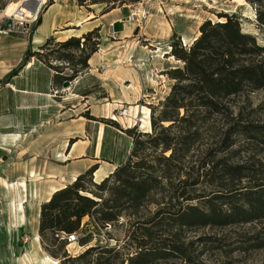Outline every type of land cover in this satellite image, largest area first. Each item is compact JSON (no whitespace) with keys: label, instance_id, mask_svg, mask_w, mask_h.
Returning <instances> with one entry per match:
<instances>
[{"label":"rangeland","instance_id":"obj_1","mask_svg":"<svg viewBox=\"0 0 264 264\" xmlns=\"http://www.w3.org/2000/svg\"><path fill=\"white\" fill-rule=\"evenodd\" d=\"M75 1L77 4H82L80 0ZM94 1H99L96 2L99 3L97 7L102 8V12H107L118 5L124 7L123 20L128 22L130 34L129 42L125 46L128 55L117 58L122 59V62H115L114 65L125 72L128 69L137 77L147 80L145 84L139 82L135 84L131 80L123 81L124 78H119L120 74L112 77L111 73L106 72L109 67L100 70L99 65L103 61L99 63L97 70L93 69V74H86L87 68L76 73L75 70L79 68L78 62L85 57L84 52L74 47H62L57 39L50 41L42 55L29 57L28 60H34L35 64L23 79L34 84L31 88L36 97L34 106H28L32 101L22 94L25 93L24 91L13 92L9 85L0 98V114L6 115L9 122L13 121V126L9 124V128L0 126V264H45L44 261L48 257L54 261L48 264H78V262H69V257H77L88 249H92L86 257L89 261L126 264L129 257L141 250L136 236H139L142 230L134 225L133 217L121 216L119 220L113 222L111 230H105L104 226L98 227L89 215H86L82 222L85 221V226L87 225L91 231L86 237L83 236L86 238L84 242L81 240L72 245L50 232L46 233L44 239H40L37 233L34 234V225L38 219L37 208L39 209V206L42 208L45 200L42 195L44 193H39L47 183L52 182L50 174L56 173L55 170L62 167H59L60 164L66 165L68 175L83 169L84 160L81 159L94 156V147L102 131L106 148L104 154H100L97 158L100 160L98 165H106L109 160L123 161L128 157L132 152V150L129 152L132 136H137L139 132L152 131H145L142 127L143 124L146 125L143 106L151 110L155 107L158 115L163 108L162 103L171 93L172 86L176 82L168 75H162L161 69L184 66V61L171 54L172 44L178 42L184 46L183 41H185L188 47L199 37L200 26L204 21L208 19L213 22L223 21L226 17L220 15L234 14L238 16L243 31L250 33L258 43L264 45V25H260L258 19L260 5L252 0H86L82 5L96 4L93 3ZM52 2L54 0H47L41 16ZM140 2L149 7L147 19L142 23L129 21L128 17L132 11L137 10ZM15 3L17 4L18 0H3L0 11ZM112 23L93 30H98L100 43L104 40L110 42L117 39L110 34ZM114 25L115 30L118 31L117 25ZM35 28L36 26L33 27L32 32ZM93 45L94 40L91 39L87 51ZM66 54L70 55L69 59L63 57ZM105 63L108 64L106 61ZM48 72L54 75L58 85L52 82L49 95L38 93V90L49 85ZM125 72L124 74L128 76ZM66 81L70 82L67 86L64 85ZM39 97L44 98L40 100ZM232 100V109L236 117L240 111L242 113L241 123L253 122L264 126V90L244 91L233 96ZM40 101L44 103L38 106ZM137 106L142 110L139 109L137 112ZM60 109L66 111L65 114H60ZM183 114L184 109H181V115ZM163 124L167 126L170 122ZM128 128H132L130 133L132 136L126 132ZM225 128L223 118L213 117L205 121L202 135L185 153L184 158L187 162L184 169L188 170L189 166L195 165L201 156H206L214 162L222 161V164L225 162L229 165H244L246 167L244 172L249 176L240 181L242 185L255 181L264 183V144L239 134L233 136L236 143L230 149H220L218 141L221 130ZM9 131L14 132L7 133ZM176 131L178 127L172 128L170 132ZM65 141L66 146H64ZM75 141H78V153L83 151L89 141L92 148L87 155L74 159L78 160L76 162H58V159H68L69 154L64 152ZM144 148L139 155H147L150 162L157 165L155 157L159 151H154L149 145ZM76 149L73 147L72 152H76ZM166 154H170V151ZM137 158L134 156L133 160ZM207 168L209 169L210 166L207 165ZM30 170L32 171L29 173ZM98 170L94 172L95 179ZM33 172L36 173L35 176H32ZM99 172L107 175L108 169L103 166ZM176 178H173L174 184L178 182ZM181 178H187V174L183 173ZM24 179L29 183L28 200L26 197L27 201L24 203L27 217L26 223H18L12 215L13 213L17 217L13 208V203L18 197L17 192L14 194V191L11 192L14 197L9 201L10 210L8 207L10 191L4 187V182L13 183ZM88 180L85 179L86 184ZM201 181L200 184L190 186L191 189L195 187L194 193L206 196L220 189L218 182L208 181L204 177ZM163 184L165 187L162 189H152L148 200L140 207L139 215L143 217L141 226L143 228L153 224H146L145 221L164 205L160 202L171 200L169 198L173 195L174 189L170 180L163 178L161 186ZM50 189L51 187L47 191L45 189V193L48 194ZM106 190L100 191V195L110 197L113 193ZM86 194L93 196L89 192ZM190 202L203 205L199 199ZM214 202L219 205L223 200L216 199ZM173 203L176 204V201ZM171 207L173 209L169 208L168 211L175 212L178 206ZM223 207L226 208L227 205L223 204ZM17 225L24 227L18 228ZM150 229L155 233L148 247L156 246V243L159 245V243L184 242L183 248L190 257L189 261H185L175 252L167 258L157 260L156 264H264V244H260L264 241V221L230 226L184 227L179 235V241L177 238L179 228L176 223L166 222L165 225L151 226Z\"/></svg>","mask_w":264,"mask_h":264},{"label":"trees","instance_id":"obj_2","mask_svg":"<svg viewBox=\"0 0 264 264\" xmlns=\"http://www.w3.org/2000/svg\"><path fill=\"white\" fill-rule=\"evenodd\" d=\"M81 1L83 4L86 0ZM252 1L260 5L258 19L260 25H264V0ZM96 2L99 1L93 3ZM220 17H226V20L204 21L200 26L199 37L188 47L178 42L172 44L171 54L184 61V66L164 72L176 82L162 103L163 108L158 115L156 108L152 107V131L139 132L137 136H132V128L126 129L132 136V152L126 160L99 183L93 178L99 165H92L72 183L56 190L52 197L42 204L39 226L41 238L44 239L48 232L60 237L62 233L79 231L86 215H89L98 227L107 222L113 225L121 216L133 217L134 225L142 230L140 235L136 236L141 250L129 257L126 264H156L157 260L167 258L175 252L185 261H189L190 257L183 248L184 242L159 245L156 243V246L148 247L155 233L151 231V226H162L166 222L176 223L179 228V241L184 227L230 226L264 221V183L255 181L242 185L240 181L249 176L244 172V165H229L225 162L222 164V161L214 162L206 156H201L195 165L189 166L188 170L184 169L187 162L185 153L202 135L204 122L213 117L223 118L226 127L221 130L218 141L220 149H230L236 143L233 136L239 134L264 144V126L253 122L241 123V111L236 117L232 109L233 96L251 89L264 90V45L258 43L253 35L243 31L238 16L225 13ZM97 33L98 30H95L82 37L72 36L59 42L62 47H74L84 52L85 57L78 62L76 73L89 66V59L98 50L100 40ZM91 39L94 40V45L87 51ZM50 41L52 38L48 39L40 50L29 49L22 62L12 69L9 76L18 74L30 56L42 55ZM63 57L69 59L70 55ZM53 81L58 85L54 76ZM181 109H184L183 115ZM163 122L170 124L165 126ZM176 127L178 131L170 132ZM146 145L156 152L159 151L155 157L157 165L151 163L147 155H139ZM168 151L170 154H166ZM134 156L138 158L133 160ZM207 165L210 166L209 169ZM183 173L187 174V178H181ZM175 177L178 178L177 184H174ZM202 177L218 182L220 189L206 196L194 193L195 187L191 189L190 186L202 183ZM163 178L170 180L174 189L173 195L170 196V201L160 202L164 205L145 221L146 224H153L143 228V217L139 215L140 207L146 203L152 189L165 187L164 184L161 186ZM85 179H89L87 184ZM227 184L230 185L226 186ZM106 189L113 193L110 197L100 195L99 192ZM86 192L95 197L87 195ZM195 199L201 200L204 206L191 204L190 201ZM216 199L223 202L217 205L214 202ZM173 201H176V204ZM223 204L227 207L224 208ZM171 206H178L177 210L168 211L169 208L173 209ZM140 236L143 237L139 238ZM85 237H81L79 241L84 242ZM260 244H264V241ZM90 250L92 249L77 257H69L68 261L78 264H105L99 260H87Z\"/></svg>","mask_w":264,"mask_h":264},{"label":"crops","instance_id":"obj_3","mask_svg":"<svg viewBox=\"0 0 264 264\" xmlns=\"http://www.w3.org/2000/svg\"><path fill=\"white\" fill-rule=\"evenodd\" d=\"M3 2V0H0V4ZM99 3L91 4V5H82L77 4L75 0H54L53 3L49 5L47 10L42 14L40 21L36 25V28L29 36H23L20 34H14V35H7V36H0V98L2 97V93H4V90H6L7 86L9 85L13 92H19L24 91L25 93H22L30 98L32 101L31 103H28L29 105L34 106L35 102V95L33 89V83L31 81L25 82L23 78H25L26 75H28V71L32 68V66L35 64L34 60H27L21 71H19L18 74L9 76L12 69L17 67L25 57L27 51L31 49L32 51L40 50V47L50 38L57 39L59 42L62 40H67L68 38L72 36L82 37L84 34H87L88 32L93 31L94 29H99L100 27H103L104 24H109L114 22L117 25V39L111 40L109 42H106L105 40L100 43V48L95 51L91 58L89 59L88 63L89 66L87 67L88 71H86V74L94 73L93 69L96 68L99 65L101 61H106L109 65L108 72L111 73V76L114 77L116 74L117 76L120 74L121 77L124 78V80H131L133 83L137 84V82L145 84L144 78H139L135 75L134 72H129L128 69H126V72L123 69H120L119 66H115V62H122V59H117L120 57H126L128 55V51L126 49V43L129 42L130 34H129V26L128 22L123 20L125 16H123V8L119 5L117 7L110 8L107 12H102V8H98ZM125 68V67H124ZM162 75L165 76L166 69H161ZM125 73H127L128 76H126ZM106 73V75L108 74ZM84 74V75H86ZM100 74V73H99ZM104 75V74H100ZM167 75V74H166ZM53 74L48 72V79L49 85H46L43 87L42 90H38V93L49 95V92L51 90L50 85L53 82ZM126 76V77H125ZM118 78V77H117ZM5 80V81H4ZM40 100H43L44 97H39ZM43 101L38 102V106L40 104H43ZM66 111L60 109V114H65ZM6 115L0 114V122L2 124L0 126H13V121L9 122V118L5 117ZM6 118V119H5ZM5 121V123H3ZM9 128V127H8ZM13 133L14 131H9L7 133ZM101 133V132H100ZM66 146V141L64 142ZM78 141L73 142V144L69 147L68 150H65L64 153H68L69 157L66 160L58 159V162L65 163L66 161L76 162L78 160H74L79 158V156L87 155V152L90 151L92 148L90 146L91 142L89 141L85 146L83 151L78 153ZM73 147L77 148L76 152H72ZM65 148V147H64ZM106 148V145H104V133L102 131V134H99L98 142L94 147V156L92 158H83L81 160H84V168L81 170H76L69 175L67 174V170L65 168V164H60L59 167L56 169V173L50 174V178H52V182L47 183V185L40 191L39 194H42L43 197H45L44 202L48 201L53 193L65 187L67 184L72 183L75 179L72 178L73 175L76 177L85 172L86 169H88L90 166L96 164L95 162H99L97 158L100 157V154H104V150ZM132 148V142L129 149V152ZM66 149V148H65ZM127 158V157H126ZM126 158L123 161H112L107 162L106 165L101 164L99 166V170L101 167H105L108 169L107 177L110 175L119 165L120 163L124 162ZM108 159V158H107ZM32 170L29 171V173ZM97 176V175H96ZM95 182H100L95 179V176L93 177ZM97 178V177H96ZM25 180V179H24ZM27 181V180H26ZM28 182V181H27ZM29 185V183H28ZM54 186V191H50L45 193L49 189V187ZM8 197V207L10 209V198H13L14 195H11ZM14 194V192H13ZM11 210V209H10ZM19 214V213H18ZM12 215L15 218V221L18 223H26L25 221H22L19 216H15L13 213ZM26 215V210H25ZM27 217V216H25ZM37 222L34 225V234H39V226H40V218H41V206H39V209L37 208L36 213ZM19 218V219H17ZM12 222V217H11ZM12 223L10 224V226ZM19 227H24L17 225ZM12 230V226H11ZM24 230V229H23ZM41 239V237H40ZM40 241V240H39Z\"/></svg>","mask_w":264,"mask_h":264},{"label":"built area","instance_id":"obj_4","mask_svg":"<svg viewBox=\"0 0 264 264\" xmlns=\"http://www.w3.org/2000/svg\"><path fill=\"white\" fill-rule=\"evenodd\" d=\"M21 5L12 13L7 14L5 11H0V36L20 34L23 36H29L32 34L33 27H35L40 21V16L43 7L47 4V0H18ZM25 9H29L31 12L28 14ZM149 14L148 5L140 2L136 11H132L128 20L138 21L142 23L145 21ZM115 23H112L111 36L116 39L117 31L115 30ZM184 46L186 42L183 41ZM109 67L105 61L99 65L100 70H105ZM90 217V216H89ZM91 219V217H90ZM85 221L81 223V229L73 233H62L61 239L66 240L68 243H78L80 238L86 236L91 231L88 226H85ZM85 226V227H84ZM105 230H111L113 225L110 222L104 224ZM85 231V233H84Z\"/></svg>","mask_w":264,"mask_h":264},{"label":"bare ground","instance_id":"obj_5","mask_svg":"<svg viewBox=\"0 0 264 264\" xmlns=\"http://www.w3.org/2000/svg\"><path fill=\"white\" fill-rule=\"evenodd\" d=\"M19 5H21L20 1H18L17 4L15 3V4H12L11 6L7 7V8H4L3 11H5V13H7V14H12L19 7ZM25 11L28 14H30V12H31L29 9H25ZM140 108H141L140 106H137L136 111L138 112ZM142 109H143V112L145 113V119H144L145 122L144 123H146V125L143 124L142 127L145 129V131H151L152 130V122H151L152 110L147 106H143ZM142 109H140V110H142ZM35 175H36V173L33 172L32 176H35ZM96 175H97L96 179L100 182L105 178V175H102L101 172L96 173ZM72 178L76 180L77 177L74 175ZM4 187L7 190L14 191V193L17 192L18 197L16 198L17 200H15L13 203V208L15 210V214L17 216H19L22 221H25L26 215H25L24 203H25V201L28 200V182L26 180H20V181L13 182V183H9V182L5 181ZM54 189H55V187L52 186L51 192L54 191ZM26 197H27V200L25 199ZM72 244H74V243H71V245ZM43 261H44V259H43ZM52 261H53V259L48 257L47 259H45L44 263L48 264V262H52Z\"/></svg>","mask_w":264,"mask_h":264},{"label":"water","instance_id":"obj_6","mask_svg":"<svg viewBox=\"0 0 264 264\" xmlns=\"http://www.w3.org/2000/svg\"><path fill=\"white\" fill-rule=\"evenodd\" d=\"M69 83H70L69 81H66V82L64 83V85L67 86Z\"/></svg>","mask_w":264,"mask_h":264}]
</instances>
